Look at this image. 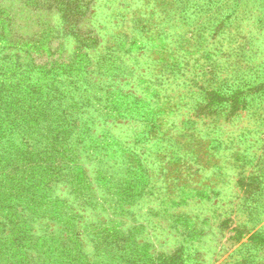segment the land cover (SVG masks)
I'll list each match as a JSON object with an SVG mask.
<instances>
[{"label": "rangeland", "instance_id": "1", "mask_svg": "<svg viewBox=\"0 0 264 264\" xmlns=\"http://www.w3.org/2000/svg\"><path fill=\"white\" fill-rule=\"evenodd\" d=\"M0 264H264V0H0Z\"/></svg>", "mask_w": 264, "mask_h": 264}]
</instances>
